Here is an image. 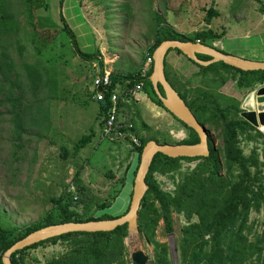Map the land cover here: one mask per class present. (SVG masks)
<instances>
[{"label": "rangeland", "instance_id": "obj_1", "mask_svg": "<svg viewBox=\"0 0 264 264\" xmlns=\"http://www.w3.org/2000/svg\"><path fill=\"white\" fill-rule=\"evenodd\" d=\"M213 1L64 0L62 12L84 52H101L107 64L106 71L132 73L141 65L143 53L154 41L151 31L154 12L193 36L196 31L209 28L206 18L208 10L214 6ZM218 1V9L229 18L227 31L231 35L264 33V0ZM11 2V13L17 14L19 21L26 22V18L19 14L23 10L20 0ZM43 3V7L35 10L33 22L46 29L37 31L35 42L31 40L33 34L23 35L21 32L23 49L15 48L11 52L14 59L33 61L38 57L34 44L40 46L46 54L40 57L57 78V94L49 95L44 90L38 92L37 98L43 112L37 111V115L44 118V126L28 129L22 137L13 135L12 113L6 111L10 105L0 104V221L22 226L41 219L47 212L54 213L57 218L59 214L52 198L60 197L69 185L70 190H76L75 194L78 195L76 184L83 187L79 199L85 201L73 206L78 212L120 216L130 204L136 153L126 139H110L103 134L100 105L92 94L93 80L100 71L99 63L94 58L85 59L78 54L67 34L62 33L60 0H43ZM121 3H129L132 7L130 20H126L127 14L122 13ZM236 17L240 21H236ZM28 25L29 30L33 31V24ZM47 38L49 43L45 47ZM177 53L170 49L165 57V72L170 79V73L178 76L180 72L182 79L189 81L188 85L192 87H204L213 82L210 77L204 83V69ZM246 72L243 75L245 78L253 74ZM211 88H216L214 82ZM120 89V86L116 89L118 97ZM133 94L134 100L129 99L130 105L120 112L135 122L141 136L155 137L169 143L188 136L187 128L171 113L164 116L158 110L146 109L145 99L143 102L137 101L138 95L142 96L145 92ZM32 99L29 97V100ZM207 128L217 147L222 148L221 130L208 124ZM84 134H90L92 141L77 150L76 144ZM240 146L245 154H249L253 146H258L260 157L264 160L262 141L250 142L241 138ZM196 163V160H182L180 170L170 175L156 172L155 176L162 188L172 191L183 173L194 168ZM222 173H225V168ZM123 176H126L125 184L121 181ZM105 201L112 202V205L99 209L98 204ZM172 218L171 231L167 230L162 219L159 220L155 239L167 246L173 264H180L178 242L187 219L184 213L177 211L172 212ZM249 219L253 224L249 237L255 241L264 232V208L251 211ZM193 220H197V217ZM124 245L127 264H133L131 253L136 249L149 255L147 264H156L154 244L144 231L128 233ZM70 249V244L64 240L46 242L29 249L25 253L26 261L29 264H45ZM256 259L248 260V264H254ZM262 262L264 264V249Z\"/></svg>", "mask_w": 264, "mask_h": 264}, {"label": "trees", "instance_id": "obj_2", "mask_svg": "<svg viewBox=\"0 0 264 264\" xmlns=\"http://www.w3.org/2000/svg\"><path fill=\"white\" fill-rule=\"evenodd\" d=\"M63 1L60 0L62 33L67 34L78 54L85 59L94 58L97 60L100 67L99 73L103 74L107 64L101 52H84L79 47L77 36L62 12ZM20 2L23 10L19 14L26 18L24 23L16 18L17 14L11 13L10 9L13 5L11 0H0V104L8 103L10 105L6 111L12 113L13 135L15 137H22L29 131L28 129L37 125L44 126V118L37 115V111L43 112V106L40 99L37 98L38 92L44 90L49 95L57 94V78L50 73L43 58L40 57L46 55L40 46L34 44L38 57L33 61H22L21 59H14L12 56L11 50L23 49L21 32L23 35L33 34L31 40L35 42L37 31L46 29L33 22L35 10L44 6L43 0H20ZM119 6L122 13L127 14L128 19L126 20H130L132 14L130 4L121 3ZM208 12L207 24L210 23L211 18L219 15L214 7H211ZM124 17L126 18V15ZM152 18L154 24L151 31L154 35V41L143 53L141 65L132 73L112 72L111 74L110 91L116 90L118 86L121 88L118 97L120 109L130 105L128 104L129 99L134 100L133 88L136 87V84L142 83L143 90L150 99L169 112L149 79L153 72V64L147 74H142V68L145 66L147 58L153 56L156 47L162 41L200 40L211 45V41L222 37L221 33L215 34L210 28H205L206 31L198 30L193 33V36H189L186 33H181L166 18H161L156 12ZM28 23L33 24L31 27L33 31L29 30ZM45 41V47H48V38ZM199 57L204 60L211 58L204 54H199ZM260 60H264V57ZM190 61L204 69L202 72L204 83L206 78L210 79L211 77L216 87L226 82V74L230 71L229 68L240 73L242 78L239 81L242 84L243 80L247 79L243 75L248 72L223 61L208 66L200 65L193 60ZM214 69L218 70L215 71ZM251 72L253 74L250 73L248 76L249 80L251 78L249 84L256 81L264 83V70ZM166 76L203 124L221 130L223 143L222 148L210 145V154L204 157L172 158L162 153L155 155L145 180L149 188L139 211V228L154 244L156 264H173L169 258L167 246L155 239V228L160 219L165 222L167 230L173 229V211L184 213L187 219L178 242L180 264H248V260L253 259V257L257 258L254 264H263L264 232L255 241L250 239L249 235L253 224H250L249 216L251 211H260L264 208V160L260 157L258 146H253L251 152L245 154L240 146V139L264 143V134L261 131L253 133L251 129H248L254 128L250 124L247 127L248 131L241 124L237 125L238 131L234 130L235 124L231 126L226 115L225 97L206 87L211 86L213 82L204 87H192L188 85L189 81L182 79V76L176 78L175 81L170 79L167 73ZM160 90L164 93L161 86ZM111 92L106 93L104 101H97L100 105L102 129L107 118V111L112 104L110 101ZM29 97L33 99L29 100ZM176 119L188 127L184 122ZM233 122L236 121L233 120ZM188 128L190 135L174 143L192 144L200 140L196 131ZM136 129L137 125L134 122L128 133L136 135L140 143L133 142L129 134L124 137L132 145L133 152L137 156L133 168L134 174L138 168L143 147L149 140L168 142L166 140L160 141L155 137H143ZM91 141L90 134H84L76 144L77 150ZM182 160L189 162L196 160L197 163L194 168H189L183 173L175 186V190H165L157 180L156 172L170 175L180 170ZM223 168H225L224 174L222 173ZM125 180L126 176H123L121 180L123 184H125ZM75 188L78 190V195L75 194L76 190H70L69 185L60 197L52 198L54 207L59 214L57 218H55L54 213L47 212L41 219L22 226L0 221V264H3L2 254L7 248L36 229L68 221L79 222L115 218L107 213L85 215L86 211L84 213L78 212L73 206L85 201L79 199V193L83 187L76 184ZM111 205L112 202L105 201L98 204V208L104 209ZM194 217H197V220H193ZM128 233L127 224L119 225L112 231L68 232L17 250L12 254L11 262L12 264H29L25 256L29 249L46 242L56 243L59 240H64L70 244L71 249L45 264H127L124 238Z\"/></svg>", "mask_w": 264, "mask_h": 264}, {"label": "water", "instance_id": "obj_3", "mask_svg": "<svg viewBox=\"0 0 264 264\" xmlns=\"http://www.w3.org/2000/svg\"><path fill=\"white\" fill-rule=\"evenodd\" d=\"M170 49H177L185 54L190 60L204 66L223 61L226 64L234 66L244 71L264 70V60H252L243 58L234 54L225 53L213 46L198 41L182 40H164L155 49L153 53V72L149 79L163 102L164 106L176 118L184 122L188 127L194 129L200 140L196 143H160L156 140H149L143 147L140 155V162L133 177V191L128 211L118 217L111 219H99L89 221H68L63 223L50 224L36 229L23 238L17 240L2 254L3 264H12V254L27 246L59 236L68 232H97L112 231L119 225L127 224L129 233H139V211L142 206V200L149 188L146 183V176L149 173L150 166L157 153H162L172 158L177 157H198L208 156L209 134L207 126L200 123L194 112L181 97L179 92L172 86L167 79L165 72V57ZM197 54L208 55L211 58L203 60ZM160 86L163 92L160 90ZM254 94L257 96L254 99ZM249 104H244L248 120L264 134V84L257 92L252 91L247 97ZM255 100V101H254ZM255 102V104H254ZM251 115V117L249 116ZM207 128V129H206ZM133 264H147L149 255L141 249H136L131 253Z\"/></svg>", "mask_w": 264, "mask_h": 264}, {"label": "crops", "instance_id": "obj_4", "mask_svg": "<svg viewBox=\"0 0 264 264\" xmlns=\"http://www.w3.org/2000/svg\"><path fill=\"white\" fill-rule=\"evenodd\" d=\"M218 0L213 1L214 9L219 13V15L211 18L210 23L207 24L210 29L214 31L215 34H222L220 39L215 41H211V45L222 52L231 53L243 58L252 59V60H260L264 57V33L251 35L249 33L239 35V33H235L231 35L227 31V25L229 24V18L225 15V13L218 9ZM236 21H240L239 17H236ZM234 21H232L233 23ZM175 25V24H173ZM181 33L185 34V30L180 26H175ZM187 34V33H186ZM145 92V91H142ZM146 93V92H145ZM141 94V93H139ZM145 99L146 109L160 111L164 113V116L169 113L163 107L157 105L153 102L148 94H144L142 96L138 95L137 101L143 102ZM134 163H136L134 161Z\"/></svg>", "mask_w": 264, "mask_h": 264}, {"label": "flooded vegetation", "instance_id": "obj_5", "mask_svg": "<svg viewBox=\"0 0 264 264\" xmlns=\"http://www.w3.org/2000/svg\"><path fill=\"white\" fill-rule=\"evenodd\" d=\"M202 42V41H200ZM203 43V42H202ZM178 53L176 55H184L185 58L187 57L185 54H183L182 52H179L178 50H176ZM231 54V53H230ZM199 57V54H197ZM200 58V57H199ZM202 59V58H201ZM204 60V59H203ZM208 60V59H207ZM180 72H178V76L176 75V73H170L171 75V79L173 81H175L177 76L178 78L181 77V74H179ZM227 79L226 82L216 88H211V86H206L208 88H211L212 90H214L215 92L219 93L220 95L225 97V110H226V115L229 118V124L231 126H233L235 124L236 128L234 130H239L237 125L241 124L242 127H245L247 129L248 124L252 125L254 128H248L251 129L253 131V133H257L259 130V128L255 125H253L249 120L248 117L246 115V109H244V104H249L247 97L250 94V92L252 91H256L258 90V88L264 84L260 81H256L253 82L252 84H249V78L247 77V79L243 80V84L239 81L242 76L240 75L239 72L235 71V70H230L227 72ZM169 80V79H168ZM172 83V82H170ZM173 86V85H172ZM174 87V86H173ZM226 87V90L224 91L223 88ZM257 96V94H254V99ZM255 101V100H254ZM255 104V102H254ZM195 114V113H194ZM251 117V115H249ZM197 117V116H196ZM198 118V117H197ZM199 120V119H198ZM233 120H235L236 122H233ZM200 121V120H199ZM200 123L204 126H207V124H203L201 121ZM188 130V136L190 135V129L188 127H186ZM207 129V128H206ZM247 129V131H248ZM209 134V148L210 145H213L214 147H217V144L215 142V139L212 138V136L210 135V132L208 131ZM239 134V133H238ZM186 136V137H188ZM184 137V138H186Z\"/></svg>", "mask_w": 264, "mask_h": 264}, {"label": "built area", "instance_id": "obj_6", "mask_svg": "<svg viewBox=\"0 0 264 264\" xmlns=\"http://www.w3.org/2000/svg\"><path fill=\"white\" fill-rule=\"evenodd\" d=\"M153 63V58L149 56L147 58L145 66L142 68V74H147ZM111 70L104 72V74L97 75L93 80V97L97 101H104L106 98V93L110 91L111 85ZM143 87L142 83L136 84L133 88L132 94L142 93ZM134 96V94H133ZM110 101L111 106L107 111V118L103 127V134L110 139H123L126 135H130L133 142H139L138 137L134 134L128 133V130L133 126V122L121 115L120 107L118 105V94L116 90L111 92Z\"/></svg>", "mask_w": 264, "mask_h": 264}, {"label": "clouds", "instance_id": "obj_7", "mask_svg": "<svg viewBox=\"0 0 264 264\" xmlns=\"http://www.w3.org/2000/svg\"><path fill=\"white\" fill-rule=\"evenodd\" d=\"M198 41V40H197ZM200 41V40H199ZM210 46H212V45H210ZM152 58H153V56H152ZM153 64V63H152ZM106 70V69H105ZM111 70V69H110ZM100 74V73H99ZM104 74V73H103ZM111 74H112V71H111ZM101 75V74H100ZM112 76V75H111ZM144 91V90H143ZM92 94H93V90H92ZM97 101V100H96ZM120 111H121V109H120ZM170 113V112H169ZM133 122V121H132ZM134 123V122H133ZM124 139V138H123ZM138 143H140V141L138 142ZM137 160V159H136Z\"/></svg>", "mask_w": 264, "mask_h": 264}]
</instances>
